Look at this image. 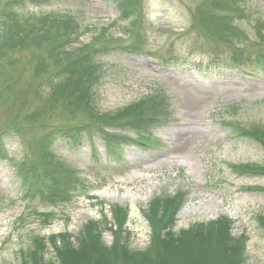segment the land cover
Instances as JSON below:
<instances>
[{
  "label": "rangeland",
  "instance_id": "obj_1",
  "mask_svg": "<svg viewBox=\"0 0 264 264\" xmlns=\"http://www.w3.org/2000/svg\"><path fill=\"white\" fill-rule=\"evenodd\" d=\"M201 1L145 0L143 27L149 42L161 51V56L168 49L181 53L179 64L165 67L158 60L112 51L99 59L102 76L94 90V105L100 112H115L154 92L166 95L170 116L154 133L157 146L129 144L122 163L115 164L98 141L94 140L99 152L97 163L86 138L73 150L57 144L55 157L77 171L84 187L70 203L55 207L24 201L11 166L0 161V264H21L22 252L32 247L34 237L67 233L74 239L89 221L112 223L114 206L126 209L128 246L144 251L151 238L145 218L148 204L155 197L180 192L185 193V202L177 215L175 234L194 224L227 217L232 222L231 236L245 235L248 239L246 264H264V232L256 220L264 215V193L244 191L264 188V177L236 174L231 168L261 164L263 152L259 144L229 129V124L264 126V74L216 66L199 47L188 52L193 35L185 26ZM243 7L248 16L264 22V0H244ZM25 10L73 16L81 32L73 47L94 43L91 48L101 50L128 46L134 41L124 33V23L115 9L98 1H66L50 8ZM240 25L251 32L252 24ZM29 76L30 70H22L16 76L17 83L26 82ZM15 111L16 106L10 109L0 104V124L8 120L5 115ZM127 137L135 138L131 134ZM7 147L12 156L18 155L17 140L9 141ZM103 191L116 196L101 197ZM127 193L135 194V200L126 197ZM133 205L137 211L131 214ZM102 240L110 245L113 235L106 231ZM185 247L179 248L178 255L191 260L195 254ZM51 257L53 250L48 247L44 258Z\"/></svg>",
  "mask_w": 264,
  "mask_h": 264
},
{
  "label": "trees",
  "instance_id": "obj_2",
  "mask_svg": "<svg viewBox=\"0 0 264 264\" xmlns=\"http://www.w3.org/2000/svg\"><path fill=\"white\" fill-rule=\"evenodd\" d=\"M66 1H98L112 6L124 23V33L134 41L128 46L101 50L91 48L94 43L73 47L81 36L73 16L25 10L50 8ZM201 2L185 26L193 35L188 52L199 47L211 63L220 67L264 74V22L248 16L244 0ZM144 7L145 0L0 1V104L10 109L16 106V111L5 115L8 120L0 124V161L11 166L24 201L48 207L67 204L83 186L76 170L55 157L53 149L59 143L73 150L86 138L92 143L97 162L99 154L92 141H98L115 164L122 163L129 144H157L153 133L169 116L164 93L154 92L110 113L100 112L94 105V90L102 75L99 59L109 51L158 60L166 67L179 64L181 53L168 49L161 56V51L149 42L143 27ZM249 23L251 32L240 25ZM208 40V44L203 43ZM26 69L30 70L28 80L17 83L16 76ZM229 129L259 144L264 157V126L229 124ZM128 134L135 138H128ZM12 140L18 141L16 157L7 147ZM42 168L50 169L40 173ZM231 168L236 174L264 177V159L258 165ZM244 191L264 193V188ZM184 202L185 194L181 192L151 200L145 214L151 238L144 251L130 249L125 236L126 209L114 206L112 223L89 221L74 239L67 233L34 237L32 247L22 252L21 264H246L248 239L245 235L233 238L232 223L226 217L175 234L176 217ZM256 220L264 232V215ZM106 231L113 235L110 245L102 240ZM48 247L53 257L45 259ZM183 247L195 254L191 260L179 257L178 250Z\"/></svg>",
  "mask_w": 264,
  "mask_h": 264
},
{
  "label": "bare ground",
  "instance_id": "obj_3",
  "mask_svg": "<svg viewBox=\"0 0 264 264\" xmlns=\"http://www.w3.org/2000/svg\"><path fill=\"white\" fill-rule=\"evenodd\" d=\"M100 196L105 197V198H111L113 196H116V194L113 195L112 193H109L108 191H103L102 193H100ZM125 196L128 197L131 201H134L136 198L135 194L130 195L129 193H127ZM136 211H137L136 207L133 205L131 209V214H134Z\"/></svg>",
  "mask_w": 264,
  "mask_h": 264
}]
</instances>
